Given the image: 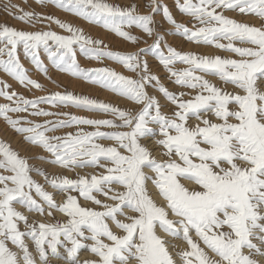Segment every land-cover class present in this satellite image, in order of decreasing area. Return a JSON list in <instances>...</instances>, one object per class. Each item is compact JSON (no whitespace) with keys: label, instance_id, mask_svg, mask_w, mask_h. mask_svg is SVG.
I'll list each match as a JSON object with an SVG mask.
<instances>
[{"label":"snow or ice","instance_id":"snow-or-ice-1","mask_svg":"<svg viewBox=\"0 0 264 264\" xmlns=\"http://www.w3.org/2000/svg\"><path fill=\"white\" fill-rule=\"evenodd\" d=\"M50 2L133 43L140 37L126 28L135 26L154 37L149 50L182 90H170L161 82L143 57L144 48L112 50L71 22L24 11L9 0L4 8L14 18L33 28L55 23L67 34L0 24V69L25 88L42 89L16 54L22 45L35 68L47 75L42 49L58 71L109 89L130 106L71 91L27 98L0 80L5 100L0 117L25 141L50 154L39 159L69 171L103 170L49 174L0 140V264H51L50 256L81 264V250L95 257L83 264H264V0H175L180 12L195 21L191 27L178 22L158 0H150L147 14L136 4L123 7L109 0ZM161 8L174 34L238 58L181 52L166 42L162 47L153 15ZM227 11L253 15L260 24L238 21ZM77 48L86 58L112 60L134 75L107 66L82 67ZM176 63L186 67L177 69ZM206 75L217 77L223 86ZM155 92L162 94L170 111L163 110ZM43 104L109 113L112 118L52 111ZM101 126L109 130L101 131ZM156 149L164 158L153 154ZM33 172L62 199L34 179ZM17 205L35 216L30 218Z\"/></svg>","mask_w":264,"mask_h":264},{"label":"rangeland","instance_id":"rangeland-1","mask_svg":"<svg viewBox=\"0 0 264 264\" xmlns=\"http://www.w3.org/2000/svg\"><path fill=\"white\" fill-rule=\"evenodd\" d=\"M109 2L123 6V7L136 4L138 6V11L141 14H147L151 11V9L148 7L150 0H109ZM8 3H9V0H0V24H7L8 26L16 27L19 30H53L61 34H67L66 32H64L63 29L59 28V26L56 25L55 23H49L47 21H45L42 24H36L35 28H33L31 25L24 23L20 21L19 19L14 18L13 15H10L9 12L6 11L4 8V5ZM158 3L161 6L167 5L169 10L172 12L174 18L178 22L186 23L189 27H191L195 23V21H193L191 17H188L187 15L180 12V10L176 6L175 0H158ZM11 4L18 5L19 9H23L24 11H34V12L42 13L45 15H53L61 20L71 22L74 26L82 28L86 34L91 35L93 38H99L103 40L104 43L107 44L108 47L112 50L129 52V51H136L140 48H144L145 53L142 55L145 59L148 60L149 66L152 69V71L160 77L161 82L166 87H168L170 90L177 91V92L182 90L180 86L176 85L173 81H171L168 78L167 71L162 67V65L159 64L158 59L149 50V46L153 44L154 37L147 36V34H145L141 29L135 26L125 29L126 31H129L132 34L140 37V39L137 42L133 43L122 37H119L118 35L112 33L109 30L104 29L101 25L89 23L88 21H85L83 18L77 17L71 13H68L56 7L54 4L50 2V0L48 3L44 5L40 4L38 0H11ZM19 9H13L12 11L18 12ZM225 14L241 22H251L257 25L260 24V19L250 14L240 15L238 12H234V11H227ZM153 15H154V22H155L154 23L155 30L160 33L161 37H163L162 47H163V42H166L167 44L175 47L178 51H181V52L191 51V52H195L201 55H205V54L206 55H217L218 54L224 57L238 58L235 56V54L229 51H226L224 49H218L213 45H205L202 43L188 41L184 37L174 34L171 31L173 26L163 16L162 8L160 11H157ZM70 18L78 20L79 23H77L75 20H71ZM91 28L96 29L97 33L93 32ZM186 43H192L193 45H199L203 47L204 46L211 47L212 50L209 53L202 52L199 50H192L185 46ZM221 43H227V41L222 40ZM16 54L19 57L21 64L28 70V75L31 78L36 79L44 87L42 89H36L31 86L29 88H25L17 80L9 76L2 69H0V80L7 82L11 86L9 90H15L16 92L23 94L27 98L47 95L55 91H61V92L71 91L74 94L87 95L89 97L96 98L106 103H112L119 107H129L130 106L125 98L119 96L117 93L109 89L102 88L100 85L91 83L88 80L73 77L72 75L66 72L58 71L48 61L47 54L43 52L42 49L40 51L41 59L49 67V71L47 75L39 72L35 68L30 57H28L25 54L22 45L18 46ZM77 60L80 63V65L85 68H98V67L107 66V67H111L115 69L117 72H120L124 75H129V76L134 75L133 73L125 69L122 65L112 60L104 59L103 61H98L95 59L86 58L84 54H82L79 51L78 48H77ZM174 67L177 69H182L186 67V65L181 64V63H176ZM206 78L213 81L218 86H223V83L215 76L206 75ZM64 79H66V81H64ZM67 79L73 83L71 84L69 81H67ZM227 87L231 89L230 85ZM148 91L152 93L154 92V89L149 88ZM155 94L161 100V103L165 105L163 110L166 112L170 111V106L167 104L162 94H160L159 92H155ZM4 102H5L4 98L0 97V103H4ZM41 107H45L46 109H49L52 111H68L70 113L85 116L88 118H99V119L112 118L109 113L77 109L71 106H67V107L60 106L59 108H56L48 104H43L41 105ZM10 115H12L13 117L16 116L15 113H10ZM30 119H37L39 121H42L45 118L44 117H39V118L30 117ZM193 122H194V118L190 120V123H193ZM81 127H83L86 131L94 130V126L82 125ZM72 130L73 129L71 128L62 129V130H59L57 134H62V132L64 131H72ZM100 130L107 131L109 129L106 126H101ZM0 140H4L7 143H9L13 149L19 152L20 155L28 157L30 164L43 168L49 174L64 173L69 176H75L76 172L93 173L97 171H103L102 169H94V168L76 169L74 171H69V170L62 169L59 166L52 165L50 162H48L47 159H44V160L39 159L38 157H41V156L49 157L50 154L44 151L40 146L32 145L29 142L25 141V139L23 138V134L17 133L14 129H12L11 126L8 125L2 117H0ZM99 142L104 143V144L111 143L110 141H107V140H101ZM146 143H148L151 146L152 141L148 140L146 141ZM153 154L157 155L158 158H164L163 156H161L159 149H156ZM32 175L34 179H36L38 182L43 184L48 191H53L55 193V190L52 189L51 186L45 182L42 176H40L36 172H33ZM148 186L150 190H152L153 193H155L156 190L152 186L151 182H149ZM55 198L58 201H60L62 199V195L59 193H55ZM100 198L103 199L102 196ZM81 203H87V202L81 200ZM17 207L20 208L19 205H17ZM20 210L24 211L26 215L30 216V218L35 216V214L28 213L26 209L20 208ZM56 216L60 220L64 219V217L59 213H57ZM35 218L41 219L38 216H36ZM20 227L21 229H23L24 225L21 223ZM175 243L181 247L184 246V242L182 240H177L175 241ZM29 244L31 246L30 241H29ZM61 251L63 252V249H61ZM78 258L81 261V264H83L84 260L94 259L95 257L89 251L81 250ZM49 259L51 261V264H63L64 262L63 260H58L57 258L51 257V256L49 257Z\"/></svg>","mask_w":264,"mask_h":264},{"label":"bare ground","instance_id":"bare-ground-1","mask_svg":"<svg viewBox=\"0 0 264 264\" xmlns=\"http://www.w3.org/2000/svg\"><path fill=\"white\" fill-rule=\"evenodd\" d=\"M71 20H75V19H72V18H70ZM77 23H79V21L78 20H75ZM91 30L93 31V32H96L97 33V30L96 29H92L91 28ZM185 46L187 47V48H190V49H192V50H199V51H202V52H206V53H209L211 50H212V48L211 47H203V46H199V45H193L192 43H186L185 44ZM64 81H66V79H64ZM67 81H69L68 79H67ZM71 84L73 83V82H71V81H69ZM119 101H121V100H119ZM63 264H66V262L64 261L63 262Z\"/></svg>","mask_w":264,"mask_h":264}]
</instances>
